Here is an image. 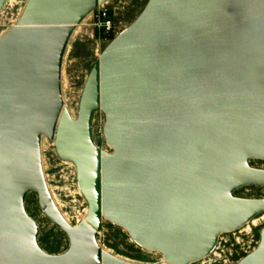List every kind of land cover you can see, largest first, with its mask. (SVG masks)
I'll return each mask as SVG.
<instances>
[{
  "label": "water",
  "instance_id": "water-1",
  "mask_svg": "<svg viewBox=\"0 0 264 264\" xmlns=\"http://www.w3.org/2000/svg\"><path fill=\"white\" fill-rule=\"evenodd\" d=\"M107 1L28 0L0 37V264H141L101 246L105 220L159 264H195L264 214V198L236 195L264 187L253 165L264 162V0H148L101 53L73 117L65 54ZM98 111L111 151L93 139ZM43 138L76 167L88 203L77 225L50 191ZM31 193L68 237L64 253L40 246ZM236 264H264V228Z\"/></svg>",
  "mask_w": 264,
  "mask_h": 264
},
{
  "label": "rangeland",
  "instance_id": "rangeland-1",
  "mask_svg": "<svg viewBox=\"0 0 264 264\" xmlns=\"http://www.w3.org/2000/svg\"><path fill=\"white\" fill-rule=\"evenodd\" d=\"M28 0H9L0 14V37L17 24ZM11 2V3H9ZM148 0H108L101 8L110 12L114 23V36L128 27L142 12ZM98 12L90 14L76 29L63 63V95L65 106L77 117L85 81L107 44L113 39L99 35ZM105 115L98 111L93 121L94 142L103 150L111 151L104 137ZM42 156L45 176L52 196L65 218L73 225L85 219L88 203L82 195L76 167L59 158L53 141L43 138ZM255 167L264 168V162L254 161ZM236 195L247 198H264V187L249 186ZM26 209L38 223L39 244L52 254L64 253L70 245L68 237L44 215L38 195L31 193ZM257 220L253 225V221ZM249 226L250 228H248ZM242 229L221 236L215 251L205 260L195 264H236L254 251L260 243L264 228V214L251 220ZM103 248L112 254L141 264H159L161 254L141 248L121 227L105 220L98 237Z\"/></svg>",
  "mask_w": 264,
  "mask_h": 264
},
{
  "label": "built area",
  "instance_id": "built-area-1",
  "mask_svg": "<svg viewBox=\"0 0 264 264\" xmlns=\"http://www.w3.org/2000/svg\"><path fill=\"white\" fill-rule=\"evenodd\" d=\"M103 4L98 7L96 11L98 12V28H99V35L103 36L104 38H109L110 40L114 38V23L111 18L110 12H107L106 9H101ZM95 11V12H96ZM94 12V13H95Z\"/></svg>",
  "mask_w": 264,
  "mask_h": 264
},
{
  "label": "bare ground",
  "instance_id": "bare-ground-1",
  "mask_svg": "<svg viewBox=\"0 0 264 264\" xmlns=\"http://www.w3.org/2000/svg\"><path fill=\"white\" fill-rule=\"evenodd\" d=\"M9 3H11V2H9ZM256 221H257V220H254V221H253V225L256 223ZM246 226H247V225H246ZM247 227L250 228L249 226H247Z\"/></svg>",
  "mask_w": 264,
  "mask_h": 264
}]
</instances>
